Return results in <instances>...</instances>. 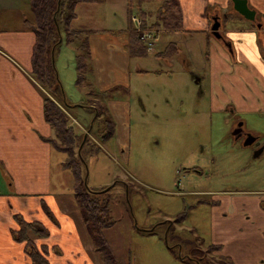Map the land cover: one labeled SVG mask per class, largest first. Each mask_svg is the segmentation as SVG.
<instances>
[{
    "label": "crops",
    "instance_id": "1",
    "mask_svg": "<svg viewBox=\"0 0 264 264\" xmlns=\"http://www.w3.org/2000/svg\"><path fill=\"white\" fill-rule=\"evenodd\" d=\"M122 1L105 0L98 4H80L77 7L78 17L72 24L73 29L91 32L89 42L93 66L91 65L89 75L94 73L97 76L100 91L89 79V75L87 79L97 92L103 94L111 88H123L126 95L132 94L130 83L107 88L104 87L105 81L102 83L100 79V71L103 69L107 73L111 72L105 65L118 66L120 70L128 71L130 61L136 59L131 57L129 52V1L124 0L121 10H117V4L121 6ZM247 1L249 7L257 13L255 23L249 21L250 23L245 24L239 21L241 19H235V14L242 17V20L245 18L234 9L232 0H177L183 14L182 29L163 28L160 40L166 36L174 37V41L161 40L159 46L162 44L165 49L169 45H175L180 54L187 57L188 63H204L203 69L209 70V83L206 88L210 94L211 107L215 112L232 114L233 118L226 119L227 124H236L244 115L258 119L257 123L264 125V0ZM104 4L109 5L113 20L118 12L123 13L127 26L122 27L119 34L122 37V52L108 53L102 64L104 58L100 57L99 52L105 53L104 49L115 48V43L108 40L100 43L98 38L101 34L106 37L116 36L115 30L76 27V24L80 22L81 11L96 12V9ZM216 17L221 23L220 33L224 40L215 38L211 32ZM33 18L31 0H0V264H35L27 251V242H21L14 236L20 228L18 217L26 222L40 223L50 231L51 236L46 239H39L33 233L29 234L30 240L40 252L44 247L48 248L46 254L42 252L48 261L47 264H102L99 255L94 251L92 238L75 199L72 202L67 196L69 193L66 190L70 189L74 196V182L71 171L67 172L68 168L64 165L66 156L63 155L64 158L62 157L57 165L54 162L55 155L60 151L51 143L56 138V133L46 121L45 103L47 99H56L32 74L36 35L29 29L27 20L31 21ZM64 39L60 46L59 58L55 62L64 89V99L68 103L71 101L70 97H67L68 90L62 79L60 66L71 76L68 78V84L80 89L73 87L72 94L76 100H81L84 95L90 98L92 95L88 89H82L76 84V59L80 55L78 45H69ZM163 49H158V54ZM95 55L100 59V63L95 61ZM175 57L177 56L157 59L174 60ZM136 73L142 75L149 74L150 71L139 69ZM157 73L161 74L159 71ZM200 80L203 83L206 78L200 75ZM112 81L113 76L110 74L108 82ZM206 88L204 95L207 93ZM72 94L69 92V95ZM55 102L70 117L67 109ZM96 103L83 105L80 109L91 111L94 117L92 110H97ZM110 103L111 101H108V104ZM112 103L114 106L116 103L119 106L130 105L124 101ZM109 110L112 117L118 119L117 108L110 107ZM73 120L70 125L74 128L75 125H81L75 118ZM92 122L94 123V119L90 121V126ZM252 134L259 140L264 138L260 131H254ZM260 142L264 144V141ZM96 145L100 153L103 148L101 142ZM55 168L70 173L71 181L67 180L70 178L64 173L65 180L62 185V173L60 184H56ZM214 192L218 193H213V200L220 201L221 205L212 208L213 216L220 221L218 217L222 218L226 214L221 223L229 227L221 236L223 240H215L219 234L214 235L216 237L207 249L216 246L220 247V250L209 254L228 264H260L259 261L264 258V208L259 198L242 196L229 190L223 191L222 194L217 190ZM243 237L257 239L259 248L245 255L239 249L235 250L234 246H241Z\"/></svg>",
    "mask_w": 264,
    "mask_h": 264
},
{
    "label": "rangeland",
    "instance_id": "2",
    "mask_svg": "<svg viewBox=\"0 0 264 264\" xmlns=\"http://www.w3.org/2000/svg\"><path fill=\"white\" fill-rule=\"evenodd\" d=\"M123 2L124 0L120 3L121 6L117 4L118 11L121 10ZM135 2L137 0H133ZM161 4V0H147L142 7L147 12L149 28L160 18ZM108 6L101 5L96 12L81 11L80 22L76 24V27L115 30L116 36L106 37L101 34L98 38L100 43L107 40L115 43V48L104 49L105 53L99 52L100 57L104 58L102 64L108 53L122 52V37L119 34L120 29L127 26L124 14L118 12L113 20ZM142 10L135 8L134 12L142 14ZM234 17L245 24L250 23L237 14ZM161 40L174 41V37L164 36ZM163 47L161 44L158 49ZM60 49L61 47L54 57L55 62L59 58ZM155 56L150 54L147 58L130 61L128 71L120 70L118 66L105 65L111 72L107 73L105 69L100 71L102 83L105 81L104 87L130 83L132 88L130 95H126L123 88H111L108 98H89L84 95L81 100H76L72 90L77 87L68 84L70 74L60 66L71 104L60 103L70 113L71 118L68 117L71 121L75 118L81 124L75 125L80 147L90 130V121L96 118V113L93 117L91 111L81 110V106L97 102V106L101 104L108 110L110 107L117 108L116 112L119 114L116 115L118 119L112 117L116 120V133L112 139L103 141L97 132V125L89 133L85 144L101 142L103 148L97 156L82 155L87 167V186L95 190L106 189L111 197L110 207L116 224L105 231V236L119 264H188V261L180 260V252L175 250L174 253L168 248L169 245L174 246L179 242L184 245V254L190 252L192 247L202 249L204 264H228L204 252L216 237L214 235L219 234L218 239H215L217 241L224 239L221 236L229 225L221 223V220L225 219L226 214L223 215L224 218L218 217L220 221H217L211 207L197 206L196 197L181 196L179 193L229 190L242 196H257L264 208V152L259 158H255V148L245 145V136L239 140L232 137L234 123L226 122V119L233 118L232 114L213 110L206 88L209 83V70L203 69L204 63L190 64L182 54L177 55L174 60H159ZM96 60L100 63L95 55ZM91 65L93 66L92 60ZM139 69L150 73L138 75L136 71ZM110 74L113 81L109 83ZM200 75L206 80L196 84L194 77L200 78ZM89 79L100 91L97 76L91 73ZM205 88L207 93L204 95ZM55 101L58 102L59 98ZM108 101L111 103L108 104ZM113 101H124L130 105L119 106L116 103L114 106ZM109 114L112 116L110 110ZM248 117L243 115L241 119L244 128L250 133L260 131L264 135V125H259L258 119ZM262 139L260 141H264ZM63 155L62 152L55 155V165L64 156L67 161V155ZM194 168L200 171L197 173ZM67 172L70 170L67 169ZM67 172L55 168L56 184H60L62 173V185L64 184V173ZM67 176L70 178L67 180L71 181L70 173ZM66 191L73 202L72 190ZM186 210V220L172 228L175 230L174 235L178 237L168 235L169 227L167 228L166 222L175 221ZM150 229H154L153 235L141 231ZM192 229L195 230L194 233H191ZM233 236L236 237L237 234ZM234 247L245 255L254 252L259 244L257 245L255 238L243 237L241 246ZM198 253L196 251L194 254ZM259 262L264 264V258Z\"/></svg>",
    "mask_w": 264,
    "mask_h": 264
},
{
    "label": "trees",
    "instance_id": "3",
    "mask_svg": "<svg viewBox=\"0 0 264 264\" xmlns=\"http://www.w3.org/2000/svg\"><path fill=\"white\" fill-rule=\"evenodd\" d=\"M104 1L105 0H31L34 18L31 21L27 20V23L29 29L36 35V44L32 57V74L41 86L50 92L55 99L59 98V103L64 102V104L69 105L64 99V89L59 79L54 59L57 50L62 45V42H60V38L62 37L66 38L65 41L69 45L77 44L80 51V55L76 59L78 70L77 86L82 89H88L92 97H110L111 93L109 91L104 92V94L97 92L87 79V76L92 70V53L89 42L91 32L72 29V24L78 17L76 13L78 5L98 4ZM128 1L130 26L129 52L133 58L144 59L147 58L149 54L146 45L137 35L138 33L132 24L131 16L135 8L142 10L147 0H137L135 3H133V0ZM161 2L163 3L162 9L160 10L162 14L160 18H158L157 23L150 27L156 29L162 27L160 30L163 28L175 30L182 29L183 14L177 0H161ZM134 4H136V6H134ZM146 13L145 11H143L142 14L140 13V16L144 20V28H148ZM179 54L180 50L177 46L169 45L155 57L159 59H169ZM93 113L94 115L95 113L97 114L94 119L93 128L97 125L96 129L100 138L103 141L112 139L116 133V122L110 114L108 115V108L100 104L97 106L96 111L95 109L93 110ZM45 116L46 121L56 133V138H54L51 143L55 149L68 157L64 165L71 171L74 182V199L92 238L94 251L99 255L102 264H119L105 236V231L113 228L116 224L110 207L111 197L106 189L95 190L87 186L86 163L85 161L83 162L79 156V134H77L75 128L70 125L71 119L66 112L54 100L47 99L45 103ZM92 143L88 142L85 144L81 151V154L83 153L82 155L90 154L91 156H97L99 154L100 149L95 142ZM17 222L20 228L14 233L16 239L21 242H27V251L35 264H47L48 261L42 255V252L46 254L48 248L44 247L43 251L40 252V249L30 240L29 234L33 233L35 237L39 239H46L51 236L50 231L40 223L26 222L20 217L17 218ZM141 231L152 235L154 234V231ZM216 250H220V247H209L208 252L211 253Z\"/></svg>",
    "mask_w": 264,
    "mask_h": 264
},
{
    "label": "flooded vegetation",
    "instance_id": "4",
    "mask_svg": "<svg viewBox=\"0 0 264 264\" xmlns=\"http://www.w3.org/2000/svg\"><path fill=\"white\" fill-rule=\"evenodd\" d=\"M217 18V17H216ZM243 124V122L240 120V121H237L236 124H234V127L232 129V137L236 140H239L242 136H245L246 137V140L248 138H250L251 136L255 137L256 138V142L251 145L253 146L255 149H254V156H255V153L260 150L261 148L264 149V144H261L259 138L255 135H253L252 133H250L249 131H247L245 128H244V124L242 125V131L241 133H238V136L236 135H233L234 132H236V130H239V124ZM91 127V126H90ZM195 172L198 173V171H200V169L198 168H194L193 169ZM125 185H127V183H125ZM213 193H218V192H214V191H208V190H202V191H181L179 193V195L181 196H187V195H191V196H194L196 197L197 199V206H201V205H206L208 207H211V208H215V207H219L221 205L220 201H215L213 200V196L214 194ZM219 193H223V191H219ZM221 194H218V195H221ZM209 197V198H208ZM193 207V206H192ZM190 207V208H192ZM187 215V210L185 212H183L181 215H179V217H177L175 219V221H171V220H168L166 223H167V228L169 227V230H168V235L172 234L174 235L175 233V230L172 228L174 227V225L176 224H181L182 222H184L186 219H185V216ZM164 223V224H166ZM159 226V225H158ZM157 226V227H158ZM145 231V230H144ZM151 231H154L153 230H148V232H151ZM195 230H191V233H194ZM173 232V233H172ZM175 236V235H174ZM175 237H178V236H175ZM180 238V237H179ZM169 250L173 251L175 253V250H177V252H180V260L183 261V262H187L188 261V264H204V261L205 258L202 254V249H197L195 247H192L190 252H186V254L183 253L184 251V245H182L181 242L175 244L174 246H170L169 245ZM209 249H206L204 250V252H208ZM198 251V255H195L194 253Z\"/></svg>",
    "mask_w": 264,
    "mask_h": 264
},
{
    "label": "water",
    "instance_id": "5",
    "mask_svg": "<svg viewBox=\"0 0 264 264\" xmlns=\"http://www.w3.org/2000/svg\"><path fill=\"white\" fill-rule=\"evenodd\" d=\"M233 4H234V9L241 15L243 16L246 20L250 21V22H253L255 23L256 22V17H257V13L252 10L249 5H248V1L247 0H232ZM220 27H221V23L219 21V18H214V23L212 24V28H211V32L213 34V36L217 39H221V40H224L222 34L220 33ZM260 27V26H259ZM63 39L61 38L60 39V42H62ZM194 80L196 82V84H200L201 83V80L200 78L198 77H194ZM242 123L239 124V130H236V132H234L233 135H236L238 136V133H241L242 131ZM93 128V122L91 124V127H90V130L89 132L85 135L84 137V142L83 144L81 145L80 149H79V156L81 157V160L84 162V159L82 158V154H81V151H82V148L89 136V133L90 131L92 130ZM256 142V138L251 136L250 138H248L246 140V146H251L253 145L254 143ZM264 152V149L261 148L260 150H258L256 153H255V158H259Z\"/></svg>",
    "mask_w": 264,
    "mask_h": 264
},
{
    "label": "built area",
    "instance_id": "6",
    "mask_svg": "<svg viewBox=\"0 0 264 264\" xmlns=\"http://www.w3.org/2000/svg\"><path fill=\"white\" fill-rule=\"evenodd\" d=\"M134 28L136 29L140 39L146 45L148 54L156 55L158 54V47L160 43V31L155 29L144 28L143 18L135 13L131 17Z\"/></svg>",
    "mask_w": 264,
    "mask_h": 264
},
{
    "label": "bare ground",
    "instance_id": "7",
    "mask_svg": "<svg viewBox=\"0 0 264 264\" xmlns=\"http://www.w3.org/2000/svg\"><path fill=\"white\" fill-rule=\"evenodd\" d=\"M63 11V10H62ZM59 16V15H58ZM57 17V16H56ZM48 24H50V23H48ZM46 29V28H45Z\"/></svg>",
    "mask_w": 264,
    "mask_h": 264
}]
</instances>
